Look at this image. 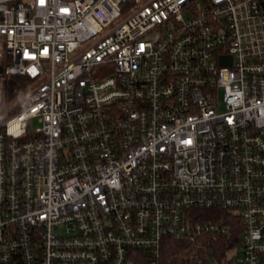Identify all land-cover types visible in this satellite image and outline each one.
<instances>
[{
  "label": "built area",
  "instance_id": "2783aa9c",
  "mask_svg": "<svg viewBox=\"0 0 264 264\" xmlns=\"http://www.w3.org/2000/svg\"><path fill=\"white\" fill-rule=\"evenodd\" d=\"M0 66V264H161L214 208L199 264H264V0H0Z\"/></svg>",
  "mask_w": 264,
  "mask_h": 264
},
{
  "label": "trees",
  "instance_id": "16d2710c",
  "mask_svg": "<svg viewBox=\"0 0 264 264\" xmlns=\"http://www.w3.org/2000/svg\"><path fill=\"white\" fill-rule=\"evenodd\" d=\"M1 65L5 67L2 60ZM29 83V79L24 75L5 76L3 83V95L5 102H9L22 94ZM202 219H226L231 225L230 232L220 234L216 238L208 239L199 247L196 243L166 238L161 247V264H199V258L204 262L209 260L221 261L228 250L238 245V235L241 231V221L238 216L228 211L220 209H198L196 211ZM132 255L136 259V264H148L149 253L143 250L133 251Z\"/></svg>",
  "mask_w": 264,
  "mask_h": 264
},
{
  "label": "rangeland",
  "instance_id": "374dc122",
  "mask_svg": "<svg viewBox=\"0 0 264 264\" xmlns=\"http://www.w3.org/2000/svg\"><path fill=\"white\" fill-rule=\"evenodd\" d=\"M4 104V109L7 110L8 106H10V103H3ZM40 125V122L38 121V119H34L31 121L30 123V127L31 130H35L38 126ZM241 247L240 245L235 246L234 248H231L230 250H228L226 255H233L236 254L237 251H240Z\"/></svg>",
  "mask_w": 264,
  "mask_h": 264
},
{
  "label": "water",
  "instance_id": "95a60500",
  "mask_svg": "<svg viewBox=\"0 0 264 264\" xmlns=\"http://www.w3.org/2000/svg\"><path fill=\"white\" fill-rule=\"evenodd\" d=\"M2 70H3V68H2V66H0V73L2 72Z\"/></svg>",
  "mask_w": 264,
  "mask_h": 264
}]
</instances>
